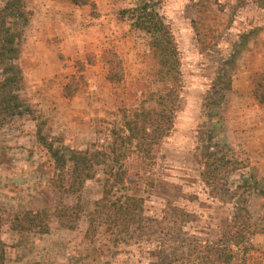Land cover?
I'll return each instance as SVG.
<instances>
[{"label":"rangeland","instance_id":"374dc122","mask_svg":"<svg viewBox=\"0 0 264 264\" xmlns=\"http://www.w3.org/2000/svg\"><path fill=\"white\" fill-rule=\"evenodd\" d=\"M93 1L94 9L67 0H26L32 17L17 60L24 75L20 95L47 120L51 137L66 152L107 146L111 130L122 125L120 102L135 104L142 91L158 88L145 76L149 37L120 16L137 0ZM158 10L181 53L182 87L173 128L156 162L147 164L133 151L124 160L128 174L116 195L143 199L142 231L118 240L100 228L87 237L89 213L102 196L103 167L79 197L57 193L51 185L54 166L36 141L34 121L17 117L0 129L5 264H187L188 242L215 239L233 211V202L210 195L202 180L201 152L208 142L243 160L245 167L232 171L228 184L245 185L240 196L253 222L262 220L264 105L252 86L264 67V10L252 2L238 7L236 0H163ZM109 49L123 62L119 86L108 80ZM234 50L239 53L232 88L209 103L222 59ZM73 74L80 76L81 87L68 99L63 89ZM133 92L136 98L130 99ZM76 202L82 212L75 221L57 217L58 207ZM37 210L47 216V233L13 229L15 216ZM251 243V252L236 264H264V233L256 231Z\"/></svg>","mask_w":264,"mask_h":264},{"label":"trees","instance_id":"16d2710c","mask_svg":"<svg viewBox=\"0 0 264 264\" xmlns=\"http://www.w3.org/2000/svg\"><path fill=\"white\" fill-rule=\"evenodd\" d=\"M67 1L76 5H89L92 9L96 7L93 0ZM162 1L137 0L134 6L120 11V16L128 21L131 28L149 37L148 52L144 57L145 76L158 88L142 91L135 104L130 103L128 106L127 100L120 102L118 112L122 125L111 130L112 139L107 146L93 145L83 150L66 152L51 137L47 120L23 101L20 95L24 75L17 60L32 11L28 9L26 0H0V129L17 117H29L34 121L36 141L46 150L54 166L51 185L57 193L79 197L85 183L95 177L97 167H103L105 178L102 196L95 201V207L89 213L85 232L87 237H94L103 228L119 240L120 235L132 237L134 232L143 229V199L129 194L116 195V192L123 188L128 174L124 160L130 152H136L147 164L156 162L158 148L173 128L179 105L181 53L171 26L158 10ZM250 2L264 10V0H236L238 7ZM92 13L96 12L93 10ZM245 36L243 38L246 39ZM201 41L209 47L212 44ZM237 53L234 50L222 59L223 66L218 70L206 96L209 103H216V98L224 97V91L231 90ZM104 59L110 67L108 80L114 86H119L124 79L122 59L113 49L107 50ZM80 87V76L73 74L64 86V97L71 99ZM252 91L258 102L264 105V67L254 77ZM134 97V92L129 95L130 99ZM201 156V177L209 194L233 202V211L215 239L188 242L187 264H236L240 255L243 257L253 249L251 235L258 230L264 233V210L260 223L253 222L246 198L239 193L245 185L231 188L228 184L229 174L245 167L243 160L210 142L203 147ZM81 212L79 202L73 206L61 205L57 217L75 221ZM13 229L44 234L49 230L48 219L41 210L25 211L15 216ZM5 263V246L0 238V264Z\"/></svg>","mask_w":264,"mask_h":264}]
</instances>
